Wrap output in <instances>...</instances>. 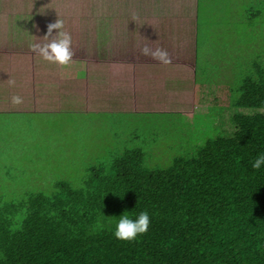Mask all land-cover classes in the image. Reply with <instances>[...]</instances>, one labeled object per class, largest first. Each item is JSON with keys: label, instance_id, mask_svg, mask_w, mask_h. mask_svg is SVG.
<instances>
[{"label": "trees", "instance_id": "16d2710c", "mask_svg": "<svg viewBox=\"0 0 264 264\" xmlns=\"http://www.w3.org/2000/svg\"><path fill=\"white\" fill-rule=\"evenodd\" d=\"M210 1L213 6L230 1L249 7L264 4L207 0L209 6ZM202 5L199 0L198 17ZM136 20L138 29L121 38L124 49L106 56V61H119L118 72L108 62L98 71L103 61L97 60L88 78L124 82L129 89L132 59L147 43L137 37L155 34L152 18ZM229 24H234L233 13ZM196 44L198 50L199 38ZM136 59L139 69L152 60ZM13 75L14 90L8 78L0 79V118L33 113L27 104L11 102L14 95L24 100L27 91L19 84L30 89L26 95L32 106L45 88L33 65ZM137 75L135 90L153 86L139 82V71ZM256 76L245 78L234 90L238 97L229 104L236 111L231 118L234 132L218 133L202 145L179 151L168 167H151L152 158L141 148L125 149L91 167L82 185L58 181L51 195L38 192L32 181L24 187L22 183L19 194L7 189L9 199L0 198V264H264V165L252 167L264 155V70ZM192 77L195 89L182 92L198 104H208L198 101L196 70ZM142 211L150 218L147 232L132 241L116 239L120 216L127 213L135 220Z\"/></svg>", "mask_w": 264, "mask_h": 264}, {"label": "rangeland", "instance_id": "374dc122", "mask_svg": "<svg viewBox=\"0 0 264 264\" xmlns=\"http://www.w3.org/2000/svg\"><path fill=\"white\" fill-rule=\"evenodd\" d=\"M201 2L199 20L196 0L189 1V7L170 6L161 36L172 62L139 69L141 83H167L170 75L169 98L166 94L161 100L148 85L134 90L131 83L125 90L132 99L121 96L111 107L98 97L104 80L87 78V68L96 67L99 56L76 55L73 74L53 77L50 88L35 100L32 114L0 118V198L9 199V188L19 194L21 184L31 181L38 192L49 195L58 181L82 185L91 167L125 149L141 148L152 158L151 167L165 168L179 151L202 145L218 133H233L231 118L236 111L229 104L238 97L234 90L245 78L264 70V4L249 7L230 1L213 6L210 1L211 7L207 0ZM152 43V48L161 47ZM82 59L88 62L78 64ZM192 66L198 101L206 105L182 92L195 89ZM145 110L149 113H142ZM162 156L167 160L163 162Z\"/></svg>", "mask_w": 264, "mask_h": 264}, {"label": "crops", "instance_id": "0c3cea01", "mask_svg": "<svg viewBox=\"0 0 264 264\" xmlns=\"http://www.w3.org/2000/svg\"><path fill=\"white\" fill-rule=\"evenodd\" d=\"M189 1L191 0H0V79L8 78L10 80L11 77H14L13 73L20 67L33 65L42 76L41 82L45 88L40 95H44L45 90L53 84L51 80L53 77H57L59 73H64L67 76L68 73L73 74L76 55L91 54L98 55V61H103V65L99 63L98 71H101L108 62L114 64L115 71L118 72L119 61H106V56L116 55L124 49L121 38L125 33H131L138 29L139 22L136 19L152 18L149 23L155 25L153 40L149 34H141L137 37L138 40L144 38L148 44L151 41L155 46L161 45V48L166 49L161 35L165 32L164 23L168 25L169 19L164 16L170 13V6L178 3L189 7ZM196 1L198 10L199 0ZM58 18L64 20V30L68 31L72 37L74 55L71 64H68L69 68L44 62L29 48V45L34 42H45L42 37L47 31V24L55 22ZM162 20L164 21L162 22ZM141 26L142 24H140ZM56 31L53 30V35H56ZM131 53L135 54L137 50ZM196 58L197 53L195 52ZM132 61L131 76L134 80L132 86L135 90L139 61L138 59H132ZM82 62L88 61L82 59L78 64ZM196 64L197 62H195ZM142 66L143 68H161L165 65L154 61L153 64L141 63L140 68ZM87 69L90 70V68ZM191 69L193 71L194 67L192 66ZM7 72L9 74L6 77L4 74ZM140 78L143 77L140 75ZM172 83V78L168 75L167 83H154L150 92L161 97V100L166 94L169 98L172 95H170ZM19 85L27 91L23 92V98L26 101L25 104L33 110L35 107L30 104L26 95L30 94V89L25 85ZM124 86V82L107 83L104 81L98 86L100 88L98 97L103 98L105 102H113V106L118 105L121 96H128L129 99H132ZM10 88L14 90V86ZM0 103H2V98H0Z\"/></svg>", "mask_w": 264, "mask_h": 264}, {"label": "clouds", "instance_id": "9594fccd", "mask_svg": "<svg viewBox=\"0 0 264 264\" xmlns=\"http://www.w3.org/2000/svg\"><path fill=\"white\" fill-rule=\"evenodd\" d=\"M65 23L63 19H56L55 22L47 24V31L42 37L44 43L34 42L29 45L30 51L40 56L43 60L57 64L59 66H67L74 55L72 51V37L68 31L64 30ZM53 30L56 31V35H53ZM140 55L148 57L160 64L168 65L172 62V57L169 55L166 49L161 47L152 48L149 44H144L139 49ZM9 86H15L14 80H9ZM11 102L15 105L23 102L22 97L14 95L11 97ZM261 165H264V155H261L255 159L252 164L254 169H259ZM150 223L149 214L147 211H142L138 217L133 220L130 219L127 213L120 216L118 223L116 224L114 237L121 241H132L139 235H143L147 232Z\"/></svg>", "mask_w": 264, "mask_h": 264}]
</instances>
